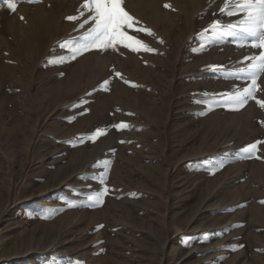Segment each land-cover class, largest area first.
<instances>
[{"label": "rangeland", "instance_id": "rangeland-1", "mask_svg": "<svg viewBox=\"0 0 264 264\" xmlns=\"http://www.w3.org/2000/svg\"><path fill=\"white\" fill-rule=\"evenodd\" d=\"M17 3L0 8V264H264V143L241 151L264 141V75L256 100L220 103L260 52L210 28L238 21L225 0H125L157 52L75 59L59 45L91 26L66 19L83 0Z\"/></svg>", "mask_w": 264, "mask_h": 264}, {"label": "snow or ice", "instance_id": "snow-or-ice-1", "mask_svg": "<svg viewBox=\"0 0 264 264\" xmlns=\"http://www.w3.org/2000/svg\"><path fill=\"white\" fill-rule=\"evenodd\" d=\"M28 2L39 3L40 0H28ZM5 6L8 10L15 12L18 7L17 0H0V8ZM164 6L172 8L171 4L166 3ZM77 11L78 15L68 16L66 19L75 21L87 12L90 14L88 19L84 20L79 27L84 28L90 22L91 26L76 40L60 43L61 48L70 50L73 59L92 50L106 51L112 49L119 51L120 47L137 53L141 51L157 52L155 48L150 47L143 40L137 38L135 34H132L134 30L136 33L143 32L151 36L155 35L150 28L142 26L141 22L126 10L125 0H83L80 9ZM220 12L226 13L228 16L238 15L239 19L236 23L228 25H224L221 20H214L210 25L214 32L217 29L224 30L234 43L239 42L238 46L260 49L258 55L244 57L246 67L238 69V73H240L238 79L246 81V86L234 93H227L220 101L225 106L232 107L233 110H239L248 104L249 100H256V94L260 88L258 80L261 75H264V0H225ZM137 25L141 26L137 27ZM159 42L164 43L162 38L159 39ZM115 75L120 77L121 73L116 72ZM125 82L128 83V81ZM104 83L108 84L109 81L105 80ZM81 103H87V101H81ZM257 103L261 108H264V100H257ZM86 111L87 109H85ZM114 127L121 129L131 126L122 122L114 125ZM104 134L106 133L97 129L93 139ZM261 143L264 141L249 144L241 151L246 158H252L256 156L258 145ZM256 158L261 157L256 156ZM222 166L223 164L220 165V167ZM107 193L108 189L105 187L102 191L94 193L89 199L97 205H102ZM97 227L103 228L104 225Z\"/></svg>", "mask_w": 264, "mask_h": 264}, {"label": "bare ground", "instance_id": "bare-ground-1", "mask_svg": "<svg viewBox=\"0 0 264 264\" xmlns=\"http://www.w3.org/2000/svg\"><path fill=\"white\" fill-rule=\"evenodd\" d=\"M48 11V10H47ZM40 13V14H39ZM37 12L36 13V16H38L39 18H40V20L42 21L43 19H47L48 18V16H47V13L45 12V11H43V12ZM39 22V21H38ZM35 25V24H34ZM34 25H32V26H34ZM37 26V25H36ZM35 28V27H34ZM44 28V27H43ZM36 30V29H35ZM33 31V30H32ZM38 31V30H37ZM41 31V30H40ZM39 32V31H38ZM35 34V33H34ZM29 36H30V34H29ZM39 36H40V33H39ZM26 38V37H25ZM39 38V37H38ZM28 42V41H27Z\"/></svg>", "mask_w": 264, "mask_h": 264}]
</instances>
